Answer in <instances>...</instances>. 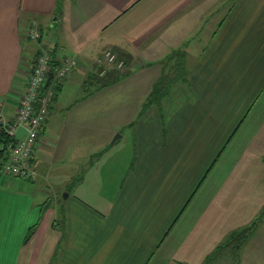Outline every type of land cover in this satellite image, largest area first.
<instances>
[{"label": "crops", "instance_id": "1", "mask_svg": "<svg viewBox=\"0 0 264 264\" xmlns=\"http://www.w3.org/2000/svg\"><path fill=\"white\" fill-rule=\"evenodd\" d=\"M40 49L81 65L41 129L37 179L0 183V264H264V0H0L8 117ZM106 51L180 55L185 76L128 116L95 87ZM112 72L126 95L131 70Z\"/></svg>", "mask_w": 264, "mask_h": 264}, {"label": "built area", "instance_id": "2", "mask_svg": "<svg viewBox=\"0 0 264 264\" xmlns=\"http://www.w3.org/2000/svg\"><path fill=\"white\" fill-rule=\"evenodd\" d=\"M40 36L37 28L27 32V38L33 41H38ZM103 59V74L113 68V65L119 69L124 66V62L118 60L110 51L104 54ZM58 63L54 65L51 52L41 49L40 54L28 64L26 76L18 80L17 103L11 117L6 115L4 103L0 101V173L24 181L36 180L33 158L41 129L50 113L55 89L61 81L68 79L78 66L77 61L68 57L60 59ZM50 72L53 77L45 86ZM21 128L25 133L17 139Z\"/></svg>", "mask_w": 264, "mask_h": 264}, {"label": "rangeland", "instance_id": "3", "mask_svg": "<svg viewBox=\"0 0 264 264\" xmlns=\"http://www.w3.org/2000/svg\"><path fill=\"white\" fill-rule=\"evenodd\" d=\"M127 28H129L128 25L124 26L122 29L127 30ZM31 29H33V28H31ZM37 29H38V27H37ZM40 33H41V31H40ZM25 36L27 37V33L25 34ZM28 40H30V39H28ZM41 40H42V34H41L38 41H33V40H30V41H33L35 43L36 42L41 43ZM45 50H47V49H45ZM47 51L50 53L49 50H47ZM34 52H35V50H33V53ZM110 52L115 54L118 60L123 61L124 66H123V68L119 69V68H116L115 65H113V68H110V69L108 68L109 70L107 73L114 70V72H112V73H114V76L115 77L117 76L116 79H118L120 75L126 74L129 71V69L131 70L130 75H128V76H131V78L128 80H125L127 82L126 86L124 87V88H126V95L124 93H122L123 88H121V93H119V90H120L119 88L112 90V86L115 82H117V80L114 81L115 79L113 80V77L112 78L110 77L111 79H109V75H107V73L106 74L102 73L104 71V69H103L104 68L103 56H100L95 60V64H96L95 66L96 67L91 66L90 72L95 77L94 83L96 85L95 87H97V88L102 87V85H103V84H101L102 81L100 79H104V80L109 79L110 80L108 82L109 85L108 84L107 85L108 86L112 85L111 89H110V93H111L110 96L112 97V100L114 101L113 103L117 102L116 98L119 96H121V98H124V97H125V99L127 98L128 103H127L126 108H127L128 116L130 114L129 112H131V113L135 112V108L137 106L140 109V112H144L149 107L150 104L159 102L161 100V98L166 93L169 92L168 90L170 89V87L173 86V81L182 80L185 76L183 73V69H182L183 68L182 63H183L184 58L180 57V55L179 56L174 55V57H170L167 59H158V58L138 59V60L133 59L131 61L132 63L131 62L129 63L128 59L121 57L119 54L115 53L114 51H110ZM35 56L36 55L34 53L33 57L31 59H33ZM66 57L74 59L75 61L78 62V66L70 75V77H71L73 75V73L77 69L80 68L81 61L78 57H75V56H66ZM179 57H180V59H179ZM179 60H181V61H179ZM92 63H93V61H92ZM28 64L26 65V68L28 67ZM144 64L147 67V70L142 69V65H144ZM133 67H135V68H133ZM159 68L163 69L161 74L159 73ZM20 75H21V78H24L26 76L25 71L22 70ZM66 81H67V79H66ZM62 82L63 81H61L58 84V86L61 85ZM106 82H107V80H106ZM107 85L104 87H108ZM58 86L55 89L52 102L56 99L55 93H56ZM11 99L14 100V97H12ZM121 100L123 101L124 99H121ZM96 106H99V105L96 104ZM125 133H129V128H127ZM125 142H126V144L124 143V141L121 142L122 143L121 146H124L125 150L128 153L129 149H130V147H132V145H131V143H129L128 140H125ZM49 159H50V157L48 156L47 160L49 161ZM101 161H102V159L100 160V162ZM56 167H58V164L56 165ZM6 176L7 175L0 173V183L2 181L6 182L7 179H11V177H12V176H10V178H8L9 176H7V177ZM44 176L45 175L43 174L42 175L43 180H45ZM53 177L55 178V176H53ZM36 179H37V173H36ZM50 188L51 187H49V189ZM50 191H52V190H50ZM243 240L244 239H240L239 244H243Z\"/></svg>", "mask_w": 264, "mask_h": 264}, {"label": "trees", "instance_id": "4", "mask_svg": "<svg viewBox=\"0 0 264 264\" xmlns=\"http://www.w3.org/2000/svg\"><path fill=\"white\" fill-rule=\"evenodd\" d=\"M40 52H41V49L40 50H38L36 53H35V55L37 56L38 54H40ZM52 54V53H51ZM53 56V55H52ZM53 59H54V65H58L59 63L58 62H56V60H55V58L53 57ZM60 61V60H59ZM110 74V72L109 73H107V75H109ZM65 81V80H64ZM63 83V82H62ZM62 83H61V85H62ZM61 85H59L58 86V88H57V90H56V96H55V98H57V96L59 95V92H60V90H61ZM107 84H103L102 85V88L104 87V86H106ZM109 85V84H108ZM107 85V86H108ZM13 96H15L16 97V99H17V94H16V92H17V89H16V86H14L13 87ZM255 224V223H254ZM252 227H250V228H247L248 230L249 229H251Z\"/></svg>", "mask_w": 264, "mask_h": 264}, {"label": "water", "instance_id": "5", "mask_svg": "<svg viewBox=\"0 0 264 264\" xmlns=\"http://www.w3.org/2000/svg\"><path fill=\"white\" fill-rule=\"evenodd\" d=\"M52 77H53V73H52V72H50V73H49V75H48V80H47V82H46V85H45V86H47V85L50 83V81H51ZM24 133H25V130L21 128V129L19 130V132H18L17 136H16V137H17V139H20Z\"/></svg>", "mask_w": 264, "mask_h": 264}]
</instances>
